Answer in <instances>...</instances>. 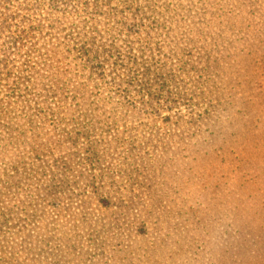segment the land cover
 I'll return each mask as SVG.
<instances>
[{"label":"rangeland","instance_id":"rangeland-1","mask_svg":"<svg viewBox=\"0 0 264 264\" xmlns=\"http://www.w3.org/2000/svg\"><path fill=\"white\" fill-rule=\"evenodd\" d=\"M0 264H264V0H0Z\"/></svg>","mask_w":264,"mask_h":264},{"label":"trees","instance_id":"trees-1","mask_svg":"<svg viewBox=\"0 0 264 264\" xmlns=\"http://www.w3.org/2000/svg\"><path fill=\"white\" fill-rule=\"evenodd\" d=\"M103 2H104V4H106L107 5V3L109 2V1H111V0H102ZM129 1V0H128ZM124 4H126V1H125V3ZM128 5V4H127ZM129 6H131L132 8H134V11H132V12H129L128 14H124L125 12H123V11H118V10H114V9H112V11L114 10V13H112L113 14V16H115L114 18H113V22L112 23H114V25H117V26H125V23H128V19H132V20H135V19H138V14H139V9L138 8H136L135 7V2L133 3V4H129ZM100 6L99 5H97V8H99ZM154 10V9H153ZM153 10H151V12L153 11ZM96 11H97V9H96ZM98 12V11H97ZM100 12H102V11H100ZM117 19H120V20H117ZM141 19V18H140ZM145 19H147V18H145ZM145 21H150V23L151 24H155V21L154 20H145ZM137 27V26H136ZM140 28H141V26H140ZM20 41H17V43H19ZM86 56H88L89 57V54L87 53V52H83ZM91 57H92V60H99L101 57L99 56V53H98V57H94V55H91Z\"/></svg>","mask_w":264,"mask_h":264}]
</instances>
